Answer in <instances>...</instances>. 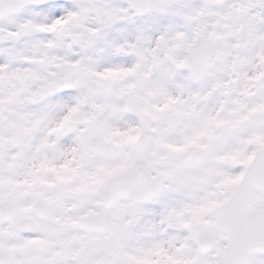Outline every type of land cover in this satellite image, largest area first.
<instances>
[{"label": "snow or ice", "instance_id": "obj_1", "mask_svg": "<svg viewBox=\"0 0 264 264\" xmlns=\"http://www.w3.org/2000/svg\"><path fill=\"white\" fill-rule=\"evenodd\" d=\"M0 264H264V0H0Z\"/></svg>", "mask_w": 264, "mask_h": 264}]
</instances>
